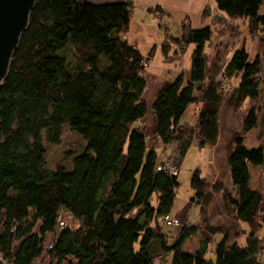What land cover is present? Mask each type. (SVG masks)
Returning <instances> with one entry per match:
<instances>
[{
  "label": "trees",
  "instance_id": "16d2710c",
  "mask_svg": "<svg viewBox=\"0 0 264 264\" xmlns=\"http://www.w3.org/2000/svg\"><path fill=\"white\" fill-rule=\"evenodd\" d=\"M216 3L224 19H247L251 31L263 28L264 0ZM134 8V0H37L0 88V254L8 264H35L44 255L48 264H263L264 196L253 185L250 164L264 165V49L252 58L241 46L208 62L211 25H186L174 38L195 48L189 72L167 82L153 103L164 144H177L180 156L193 144L196 130L180 121L198 91L201 147L215 150L221 142L226 98L240 112L245 102L251 106L228 157L227 179L222 172L193 173L192 201L200 205L203 227L180 223L171 241L164 217H175L181 183L167 170L175 165L148 148L139 125L149 113L148 79L145 56L127 38ZM223 78L237 82L226 88ZM64 125L86 145L70 167L50 166L44 140L59 143ZM256 129L262 142L249 146L247 136ZM220 194L228 226L209 221L208 208ZM64 210L78 225L62 226ZM200 231L211 238L186 248ZM212 238L215 257L208 258Z\"/></svg>",
  "mask_w": 264,
  "mask_h": 264
},
{
  "label": "rangeland",
  "instance_id": "374dc122",
  "mask_svg": "<svg viewBox=\"0 0 264 264\" xmlns=\"http://www.w3.org/2000/svg\"><path fill=\"white\" fill-rule=\"evenodd\" d=\"M134 3L135 8L127 38L145 56V63L149 62L145 66V70L148 76L153 72L151 74L152 79L155 73H163L164 76L168 75L166 78H171L168 73L169 69L177 73L190 70L195 45L191 44L187 46L174 40V38L182 34L186 25H190L196 29L211 25L214 29L213 38L205 49L208 62L216 52L221 51L225 58H227L234 49L241 46H245L249 50L252 58L263 53L264 26L263 28L261 26L255 31H251L247 19L236 21L224 19L217 9L216 0H134ZM175 55L179 57L171 61ZM236 82V79H234V83L228 82L224 78L222 80V84L226 88L230 87L231 89L232 85L236 84ZM146 97L149 98V93H147ZM250 106L251 103L249 101L245 102L244 112H240L235 110L230 105L229 99L226 98L220 111L221 142L217 149L213 150L210 147H201L197 142L193 143L183 156H180L179 149L175 148L174 150L173 146H171L174 151L171 153L172 157L169 162L179 168V181L181 183L175 198L173 212L181 218L182 223H188L186 227H203L200 205L192 201L195 194L191 185L194 171L200 169L202 176L205 177L222 172V178L224 180L227 179L228 157L234 148L236 136L243 128L246 117L245 111ZM187 120L193 123L191 118H187ZM260 135L262 133L258 129L251 132L247 136L248 145L254 146L260 144L262 142ZM45 136L46 134L44 133ZM44 141L49 150L48 161L50 166L63 163L67 167H70L73 165V156L81 152V145H86L85 139L79 133L72 131L68 125H64L59 143H52L47 139ZM156 149L160 158H162L164 150L159 146H156ZM212 159L213 164H211ZM250 171L253 185L259 188L264 196V165L255 166L250 164ZM229 189L236 194L237 190L233 185H230ZM208 214L209 221L212 224L228 226L232 223L230 211L225 204L222 194L213 199L208 208ZM261 219L263 225L260 232L264 235V203ZM61 220L64 222L62 226H76L79 223L73 214L67 210L62 212ZM180 227H164V231L171 241L173 240V236L179 232ZM205 237L211 238L206 231H200L186 240L185 247L196 248L205 240ZM54 239V235H49L47 243L51 244ZM216 240L217 238L211 239L212 242H210L211 244L207 250L208 258L215 257ZM239 242L241 245H245L246 236L242 237ZM44 256L46 257V255ZM44 263L48 264V259L45 258ZM262 263L264 264V257Z\"/></svg>",
  "mask_w": 264,
  "mask_h": 264
},
{
  "label": "crops",
  "instance_id": "0c3cea01",
  "mask_svg": "<svg viewBox=\"0 0 264 264\" xmlns=\"http://www.w3.org/2000/svg\"><path fill=\"white\" fill-rule=\"evenodd\" d=\"M91 2H102V0H89ZM109 1H118V0H104V2H109ZM142 53V52H141ZM183 54V53H182ZM179 56L175 55V57H172L173 59L171 61H174L175 59H177ZM182 57V56H181ZM169 60V59H168ZM167 60V61H168ZM191 69V68H190ZM183 71L177 73L176 71H173L171 69L168 70L169 73V77L171 78H166L168 77V75H163V73H155L154 78H151V74L153 72H151V74L148 76L147 75V79H148V86L145 90L144 96L148 102V106H149V113L148 115L142 119L139 123V125L145 129L147 135H148V148H153L156 150L157 154L158 151L156 149V146H159L162 150H164L163 152V157L160 158L159 154V158L160 161L163 162L165 160H170L171 153L175 150L176 144L175 143H171V144H164L157 132V118L156 115L153 111V103L156 99L157 93L159 92V90L167 83L170 81H173L180 73H182ZM189 72V70H187V72H185L186 74ZM176 73V74H175ZM154 75V74H153ZM147 93H149V98L146 97ZM203 103V93L201 91H198L195 93L194 95V99L193 101L190 103V105L188 106L187 110L185 111L183 117L181 118V124H186V127H194V129L196 130V134L194 136V140L193 143H197V130H198V125L200 122V107ZM187 118H191L193 123H190L189 120H187ZM171 146H173L174 150H172ZM172 213L175 217H177L180 221L181 224H188L186 222L182 223V220L180 217H178V215H176L173 210Z\"/></svg>",
  "mask_w": 264,
  "mask_h": 264
},
{
  "label": "water",
  "instance_id": "95a60500",
  "mask_svg": "<svg viewBox=\"0 0 264 264\" xmlns=\"http://www.w3.org/2000/svg\"><path fill=\"white\" fill-rule=\"evenodd\" d=\"M37 0H0V88L8 76L15 51L30 24ZM45 256L35 264H45ZM0 264H8L0 254Z\"/></svg>",
  "mask_w": 264,
  "mask_h": 264
},
{
  "label": "built area",
  "instance_id": "2783aa9c",
  "mask_svg": "<svg viewBox=\"0 0 264 264\" xmlns=\"http://www.w3.org/2000/svg\"><path fill=\"white\" fill-rule=\"evenodd\" d=\"M149 62L147 61V63H145V65H148ZM164 167L160 166V169H163ZM167 170H169L172 174L174 175H178L179 174V168L177 166H169V168H167ZM164 221L168 226H180V221L176 218L173 217L171 215H166L164 217ZM63 224V222H62Z\"/></svg>",
  "mask_w": 264,
  "mask_h": 264
}]
</instances>
